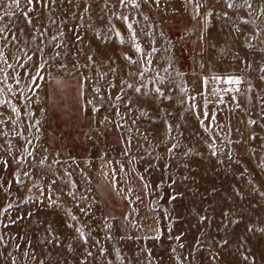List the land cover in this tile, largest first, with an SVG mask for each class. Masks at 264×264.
Listing matches in <instances>:
<instances>
[{
	"label": "rangeland",
	"instance_id": "374dc122",
	"mask_svg": "<svg viewBox=\"0 0 264 264\" xmlns=\"http://www.w3.org/2000/svg\"><path fill=\"white\" fill-rule=\"evenodd\" d=\"M10 2L0 0V28L5 29L0 48L7 40L6 56L14 65L8 69L0 61L6 69L0 73V264H77L87 251L93 253L89 264H216L213 252L223 264L240 260L241 251L248 255L249 245L234 239L223 251L218 238L197 244L202 237L198 214L212 200L201 204L188 191L182 204L179 198L169 203L173 189L168 185L169 177L179 181V174L188 172L206 177L199 193L215 185L220 197L229 187L248 192L264 184V80L258 70L264 35L252 41L254 48L245 44L255 30L251 21L264 26V15H256L264 0H251V15L243 7L229 10L225 0H136L139 7L128 0L124 5L119 0H36L25 7L26 0H19L20 8L6 9ZM6 11L14 14L8 17ZM209 11L212 15L205 16ZM122 16L129 18L127 23ZM133 33L140 52L132 47ZM12 53H26L32 60L13 61ZM41 62L39 87L24 88L22 99L12 77L29 80L23 72ZM228 75L239 76L241 83L225 84ZM174 143L179 147L170 159L167 149ZM28 171L31 176H24ZM128 187L133 192L125 200L127 193L119 189ZM40 193H45L43 204ZM49 195L59 198L60 208L44 206ZM253 196L258 199L259 193L249 192L247 199ZM175 208L179 217L172 215ZM125 214L136 226L123 219ZM17 217L24 218L12 224ZM106 222L112 226L111 240H106ZM67 224L83 228L87 243ZM49 226L60 234L62 245L48 242ZM242 231L243 225L236 228ZM100 247L106 249L103 257ZM251 255L261 264L264 250L255 241Z\"/></svg>",
	"mask_w": 264,
	"mask_h": 264
},
{
	"label": "snow or ice",
	"instance_id": "6c2138e0",
	"mask_svg": "<svg viewBox=\"0 0 264 264\" xmlns=\"http://www.w3.org/2000/svg\"><path fill=\"white\" fill-rule=\"evenodd\" d=\"M36 2V0H26L25 7L31 6ZM43 3V0H41ZM55 2V0H53ZM128 2L132 5V7H139V5L136 3V0H128ZM188 4H192L193 0H186ZM119 3L121 5L125 4V0H119ZM226 7L229 10L232 9H239L241 7L245 8L249 15L252 14L254 11L253 9V4L251 3V0H225ZM4 7L6 9H11L12 7L20 8L19 0H11L10 3L5 4ZM201 5L196 4L194 7V12L196 13L197 16L200 15V9ZM14 13L12 11H6L5 15L8 17H11ZM20 14L24 15L26 17V13L24 9L20 10ZM205 16H211L212 12L209 11L207 13H204ZM224 17L227 19L228 18V12L223 13ZM257 17L260 15H264V8H261L260 11L256 14ZM27 18V17H26ZM123 19L126 23L128 21L127 16H122L120 17ZM196 17L194 16V19ZM147 19V17H145ZM243 19V18H242ZM30 22V21H29ZM244 23H248V21H244ZM254 27V32H250L247 34V38L245 40V44L249 48H254V45L252 43L253 40H256L259 38L261 35H264V26L256 24V21L253 20L251 21ZM129 31L132 30V25L128 24L127 25ZM235 28V25H233ZM237 32L240 31V29L235 28ZM5 33L4 28H0V35H3ZM77 39L79 40L80 37L77 36ZM136 36L133 33L132 35V47L135 49L136 52L141 51L140 45L136 42ZM206 37L203 35V31H201V34L199 35V40L201 44L205 42ZM9 43L7 40L3 43V47L0 48V61H3V63L7 66L8 69H12L14 67L13 64L8 63V58L6 56L5 49H8ZM41 53H43V48L38 49ZM20 52H23V49L19 50ZM127 58V57H126ZM11 59L13 61H19L23 59L24 61H31L32 57L28 56L26 53L24 54L23 57L18 56L16 53L11 54ZM89 60H92V56H88ZM244 63H246V66L251 69L252 64L251 62L245 60ZM22 69L27 67V64H21L19 65ZM45 65L43 62L39 64H34L33 70L30 71H24L23 75L29 77V80L21 82L19 75L13 76L12 78L16 80L19 88H20V95L21 98H24V88H33V87H39L35 82L37 79H42L41 76V71L44 69ZM259 72L262 73L260 76V79L264 80V60H262L261 65L259 66ZM6 69L0 68V73L5 72ZM34 73V74H33ZM5 80L8 79L7 76L3 77ZM216 80H220V77H216ZM223 82L225 84H230V85H237L241 83V78L239 76H234V75H228L223 78ZM7 87L11 89V84H8ZM131 87V86H130ZM137 92H140V88L135 89ZM183 91V89H181ZM237 90V89H233ZM96 91H99V89H96ZM159 92V89L156 90ZM83 93L81 92V95ZM119 99V97H117ZM194 100V98H192ZM193 108H195V104L192 105ZM96 109L94 108L93 111ZM13 111L15 112L16 109L13 108ZM119 114V113H117ZM205 115L207 113L205 112ZM101 124H104V121H100ZM167 124L168 122L165 121ZM201 124H203V121H201ZM119 127V125H118ZM168 131H171V126L168 125ZM91 138V137H89ZM30 143V142H29ZM179 147L178 144H172L171 147L167 149L169 153V158H172L173 155V149ZM24 152H27V147L23 149ZM9 152L11 153V149H9ZM31 155V153H29ZM185 157L189 155V153L185 152L183 153ZM212 155H216L215 152H212ZM19 162L21 158H15ZM45 163L44 159H41L39 161V164L43 166ZM54 163H58L57 161H54ZM261 166H264V161H262ZM5 167H7V163L5 162ZM170 167L169 163L164 164L165 170H167ZM185 168H188L189 165L187 163L184 164ZM123 169H121L122 171ZM24 176L30 177L31 176V171L24 172ZM143 180V177L140 178ZM170 183L168 185L169 188H172V194L169 196V203H176L179 198V202L182 204L183 202V196L184 192H192L193 198L199 197L201 204H206L209 199L212 200V203L208 205V210L203 212L202 214H198L197 222L199 224V230L202 233V237L197 239V244L202 245L204 238L213 240L214 242L217 241L218 238V243L221 246V251L225 250L227 248V245L231 240H235L238 244L241 246L248 244L249 245V254L246 255L244 252H239L240 260L233 259L231 261L224 260L223 264H257L256 257L254 255H251V244L253 241H255L257 244L261 246V249L264 250V184L260 186L259 189H257L255 186H250L248 189V192H245L243 189H240V191H234L229 187L226 190V195L223 197L219 196L218 190L216 189L215 185H210L211 191H209L208 188L204 189V192L201 194L199 193V185L201 180L206 181V177L204 178H199V177H194L191 172H188L187 174L180 173L179 174V181L175 178V176L169 177ZM19 182V181H17ZM54 183V181L52 182ZM117 181L114 176L110 177V184L113 189L117 188ZM181 184L183 185V191L181 190ZM189 184L192 186L190 187ZM72 187L75 188V184H72ZM159 187V186H157ZM147 188V185H145V189ZM52 190L51 184L48 185L47 191L50 193ZM6 192L10 194V189H5ZM121 193L126 192V195H123V199L128 200L130 199V194L133 192V188L128 187L127 189H119ZM259 193V198L253 196L251 200L247 199L248 193ZM69 196H73L74 193L68 192L67 193ZM45 196V193H40L39 197L41 200V203L43 204V198ZM237 197H239V200H237ZM139 199V197H137ZM27 198L22 201L26 202ZM229 200L231 203H229ZM45 207H55V208H60L61 204L59 203V198L57 197L55 200L52 199V197L49 195L47 199V204L44 205ZM8 207H12L11 204L8 205ZM80 211L87 215L88 213L85 212L84 208H81ZM88 211H91L90 209ZM32 211H29L28 216L30 217L32 215ZM172 215L179 217L180 212L178 208H175L172 212ZM68 216L72 221H76L77 217L73 215L71 212L68 213ZM217 216H219V222H217ZM255 217V219H254ZM24 217H17L15 220H11L10 222L12 224H15L18 220L23 219ZM105 221L108 220V217L105 216L103 218ZM123 219L125 221H130V224L132 226H136V221L135 219H131L128 214H125L123 216ZM259 224L262 227L257 228L256 225ZM243 225V231L241 233L236 232V228L239 226ZM68 228H74L75 229V235L78 237L79 241L83 243H87V240L85 238V232L84 229L78 226H75L74 224H67ZM104 227L106 229H109V234L106 236V240H111L112 235H111V225L109 223H105ZM46 234L51 237V240L48 242L55 243L57 245H62L61 237L60 234L55 232L51 226L47 227L45 229ZM215 232V236L213 233ZM221 232H223V235H221ZM183 235V234H181ZM156 239H159V231L157 230L156 234ZM2 239V238H0ZM176 240H180V236L175 237ZM16 247H19V245H16ZM69 250L75 253L77 251L76 247L69 246ZM194 251V250H193ZM98 252L100 256H104L106 249L104 247L98 248ZM27 254V253H25ZM93 253L91 251H87L86 256L84 259L78 260L77 264H89L88 257H92ZM191 256V253H190ZM212 259L213 261L216 262V264H220L221 260L223 257L218 253V252H213L212 253ZM12 264H15V261H12ZM93 264H95V261H93ZM108 264H111L109 261ZM189 264H193L192 260H189ZM261 264H264V258L261 260Z\"/></svg>",
	"mask_w": 264,
	"mask_h": 264
}]
</instances>
